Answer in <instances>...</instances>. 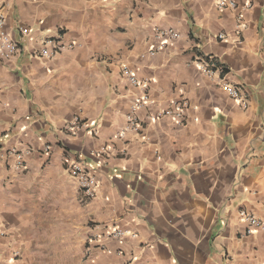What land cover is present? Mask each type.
<instances>
[{"label": "crops", "instance_id": "1", "mask_svg": "<svg viewBox=\"0 0 264 264\" xmlns=\"http://www.w3.org/2000/svg\"><path fill=\"white\" fill-rule=\"evenodd\" d=\"M234 1L0 0L22 49L0 57V264H264V232L248 235L240 219H264V0ZM156 29L180 38L153 55ZM47 39L74 46L36 57ZM208 56L240 102L202 73ZM143 92V129L121 139ZM181 100L185 125L147 121ZM76 117L96 134L66 132ZM13 147L23 169L7 158ZM72 161L95 176L94 199ZM115 229L135 237H105Z\"/></svg>", "mask_w": 264, "mask_h": 264}, {"label": "built area", "instance_id": "2", "mask_svg": "<svg viewBox=\"0 0 264 264\" xmlns=\"http://www.w3.org/2000/svg\"><path fill=\"white\" fill-rule=\"evenodd\" d=\"M216 6L220 10L224 9H236L237 3L234 0H216ZM248 7V6H247ZM6 13L4 8H0V57L3 59H13L21 54V46L15 41V39L6 31ZM246 29L245 23L241 17H238L235 24V30L238 34H242ZM20 31L23 35L28 34V30L25 27H20ZM180 38V35L171 29H156L155 39L157 44L152 49L151 53L156 55L162 52L167 46ZM220 40H224L226 37L220 35ZM74 45L63 44L53 39H47L43 42L42 47L35 52V56L38 58L52 59L65 50L72 49ZM198 66L202 73L210 78L218 81L221 88L229 95V97L235 101H241V88L239 85H234L228 79L223 76L225 74V68L223 65H218L216 57L208 56L201 57L198 60ZM124 75L127 77L131 85L135 87H142V82L137 79L135 74L127 67H124ZM243 106L244 103L242 102ZM151 105V99L146 92H143L135 101L132 107V113L126 116V124L120 130L118 137L123 139L128 133H141L144 123L138 117L137 111ZM188 109V103L185 100L172 103V105L166 109H162L154 114H149L147 121L154 123L160 119H172L178 125L186 124V111ZM89 128L90 132L95 133L94 129L90 128L86 122H83L80 118L76 117L66 125V132L71 135H77L82 128ZM50 147L45 146V152H49ZM7 158L13 159V166L15 169H23L26 164V153L17 149L16 147L10 148L7 151ZM2 155L0 154V161ZM69 172L71 177L76 182L79 191L85 201H90L96 196V178L88 170L85 163L82 161H72L69 163ZM240 219L247 224V234L251 235L256 231L264 232V219L258 218L246 211L240 212ZM5 233L0 232V236ZM135 237L134 233H129L123 229H115L111 233H108L105 237L121 240L128 236ZM99 236H95V240ZM101 246V249H104Z\"/></svg>", "mask_w": 264, "mask_h": 264}]
</instances>
